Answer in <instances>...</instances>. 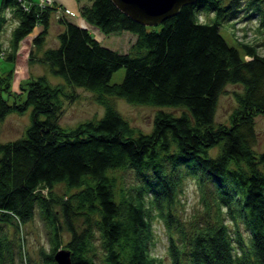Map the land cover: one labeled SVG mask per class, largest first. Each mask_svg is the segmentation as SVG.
<instances>
[{"label":"trees","instance_id":"16d2710c","mask_svg":"<svg viewBox=\"0 0 264 264\" xmlns=\"http://www.w3.org/2000/svg\"><path fill=\"white\" fill-rule=\"evenodd\" d=\"M77 1L105 34L136 35V55L108 49L87 29L60 20L59 46L39 62L73 91L40 77L10 105L4 98L10 83L0 77V121L32 110L25 136L0 144V264H31L19 236L37 209L50 236V249L40 250L44 264H57L60 250L70 252L72 264H96L98 240L104 264H264V150L254 149L255 120L264 116V56L247 44L230 46L221 33L241 16L259 17L264 27V0H201L155 28L135 23L112 0ZM56 11L2 0L0 33L17 24L6 59L16 60L38 25L44 30L34 47H42ZM121 69L124 81L112 85ZM228 85L243 92L230 124L217 125ZM78 88L94 93L105 114L64 129L63 100L77 101ZM112 98L158 108L153 131L135 130ZM189 179L202 192L201 209L180 219L178 198ZM60 185L71 195L59 196ZM156 217L170 231L169 262L153 254ZM64 228L71 235L66 244Z\"/></svg>","mask_w":264,"mask_h":264},{"label":"rangeland","instance_id":"374dc122","mask_svg":"<svg viewBox=\"0 0 264 264\" xmlns=\"http://www.w3.org/2000/svg\"><path fill=\"white\" fill-rule=\"evenodd\" d=\"M33 3H41L40 0H31ZM57 11L65 13L72 12L73 16L62 18L68 20L75 25L87 29L91 36L97 40L102 46L119 52L121 54L136 55L133 51V46L137 41V36L129 32H120L113 34H105L99 27L89 23L81 13L82 3L77 0H52ZM2 0H0L1 5ZM45 4L46 2H43ZM53 14L52 24L49 29V34L44 45L40 48L34 47V39L44 30L43 26L38 25L35 30L28 35L20 45L19 52L14 62L8 61L7 53H9L12 32L17 24L10 23L6 26L3 32L0 33V47L3 50L0 53V77L10 83V89L6 90L4 98L10 105L20 102V97L25 95L22 89L28 88V83L45 77L52 86H64L66 91H73L71 87L66 84L62 78L55 77L51 74L50 68L46 64H41L39 58L49 49H55L59 46L58 36L60 34L61 25L58 17L59 13ZM6 19L10 18V12L5 14ZM206 15L201 17V21H205ZM232 25H226L227 29H222L221 33L230 46L239 48L244 44L253 46L260 56H264V27L261 25L260 18L247 19L241 16L240 20ZM33 53L30 58L31 52ZM6 55V56H5ZM126 70L121 69L116 72L111 80V84H121L125 79ZM243 87L240 85H228L224 94L220 97L217 111L216 124H230V118L236 110L238 103L236 94L242 93ZM78 99L75 102L63 100V112L60 117V125L64 129H73L77 126L94 120H100L105 114L104 106L100 105L96 100V95L85 89H76ZM110 103L114 105L120 115L129 122V124L137 131L143 134H149L153 131L155 116L160 111L158 108L149 106H133L124 100L110 99ZM31 109L24 114L17 113L9 115L4 121H0V144L10 143L22 139L27 129L31 125ZM172 115L179 116L182 111L180 109L165 110ZM257 140L254 145L256 152L264 150V116H259L255 120ZM215 149L211 152L212 156L217 154ZM132 181V177L127 178ZM55 192L59 196H70L64 185L56 187ZM76 191H72V195ZM202 192L195 181L189 179L182 187V193L179 194L177 208L180 219H187L191 217L197 210L201 209ZM157 218V219H156ZM153 221V229L156 240L153 254L158 258H163L169 262L168 247L169 235L166 224L156 217ZM24 241L21 245L24 247V254L30 258L31 264H44L40 256V250L50 249L49 230L44 222L40 211L37 209L34 219L23 228L22 235L19 236ZM71 239V235L64 228L63 241L64 244ZM95 247L96 264H104V250L102 244L98 240ZM28 264V263H26Z\"/></svg>","mask_w":264,"mask_h":264},{"label":"water","instance_id":"95a60500","mask_svg":"<svg viewBox=\"0 0 264 264\" xmlns=\"http://www.w3.org/2000/svg\"><path fill=\"white\" fill-rule=\"evenodd\" d=\"M201 0H112L125 16L147 28L159 27L167 20L179 16L187 6L196 5ZM57 264H72L71 254L60 250L55 255Z\"/></svg>","mask_w":264,"mask_h":264},{"label":"built area","instance_id":"2783aa9c","mask_svg":"<svg viewBox=\"0 0 264 264\" xmlns=\"http://www.w3.org/2000/svg\"><path fill=\"white\" fill-rule=\"evenodd\" d=\"M41 3H38V5L41 7V8H46V7H54V3L52 0H40ZM43 2H46L45 4L42 3ZM57 13L61 14L58 19L59 20H62V18H67V17H71L73 16V13L72 12H65V13H61L60 11H57Z\"/></svg>","mask_w":264,"mask_h":264},{"label":"crops","instance_id":"0c3cea01","mask_svg":"<svg viewBox=\"0 0 264 264\" xmlns=\"http://www.w3.org/2000/svg\"><path fill=\"white\" fill-rule=\"evenodd\" d=\"M70 22H71V21H70ZM63 29H64V28H63V26L61 25L60 32H62V31H63Z\"/></svg>","mask_w":264,"mask_h":264}]
</instances>
